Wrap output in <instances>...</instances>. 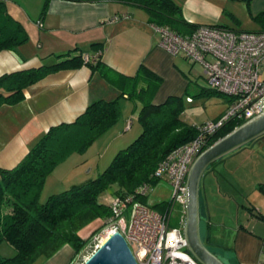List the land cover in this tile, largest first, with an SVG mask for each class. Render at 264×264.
<instances>
[{
	"label": "crops",
	"instance_id": "0c3cea01",
	"mask_svg": "<svg viewBox=\"0 0 264 264\" xmlns=\"http://www.w3.org/2000/svg\"><path fill=\"white\" fill-rule=\"evenodd\" d=\"M175 1L191 22L264 30L253 18L264 11V0ZM0 2V16H11L28 34V40L15 50L0 51V76L53 64L73 49H77L73 54L81 51L92 58L99 54L111 68L107 74L110 80L100 69L84 63L60 69L27 88L22 101L0 107V167L16 166L53 126L73 122L91 103L118 98L123 91L120 74L133 76L141 64L163 79L156 104L181 97L191 87L188 76L176 68V56L160 47L159 34L141 7L117 0H49L42 17L46 0ZM116 17L118 20H112ZM188 99L186 103L192 104ZM128 102L127 96L120 99L121 119L109 130L114 131L117 148L141 132V125L134 132L133 125L128 128ZM226 104L228 107V100ZM92 172L91 167L88 174H79L80 179ZM201 236L206 247L225 264H264V137L224 158L205 174ZM78 259L79 254L65 245L42 264H78Z\"/></svg>",
	"mask_w": 264,
	"mask_h": 264
},
{
	"label": "trees",
	"instance_id": "16d2710c",
	"mask_svg": "<svg viewBox=\"0 0 264 264\" xmlns=\"http://www.w3.org/2000/svg\"><path fill=\"white\" fill-rule=\"evenodd\" d=\"M117 1L145 9L154 27L168 28L179 34H189L205 25L188 21L181 5L175 0ZM48 3L49 0H46L42 17L47 12ZM0 6L3 3L0 2ZM253 18L264 26V11ZM209 26L238 30L219 24ZM27 40L28 34L20 22L9 15L0 16V51L15 50ZM76 51L73 49L59 56L61 60L53 64L43 63L2 74L0 107L22 101L27 88L60 69L84 63L92 69H100L108 77L111 68L99 59V54L96 58L89 56L91 60L85 62L83 52L73 54ZM120 75L123 91L118 98L91 103L73 122L53 126L16 166L0 167V243L6 242L14 252L10 257L0 255V264H35L40 259H50L65 245H71L78 255L89 241L81 236V230L99 222V227L92 233L95 234L116 220L110 202L101 201L102 194L117 186L116 196L126 198L134 196L145 184L156 187L162 182L156 176L160 163L172 151L198 136L196 125L183 120L184 99L191 98L190 88L181 97L173 96L162 104H156L155 97L163 83L157 73L141 64L133 76ZM113 82L118 84L119 80ZM214 95L223 94L213 88H203L198 94L207 98ZM124 96L140 105L138 121L141 132L138 137L119 151L103 172L95 177L80 179V182L53 193L41 202L46 179L56 167L73 153H85L100 136L118 123L121 117L120 99ZM244 123L226 124L208 148ZM148 196H136L135 200L145 203ZM155 207L167 210L169 202Z\"/></svg>",
	"mask_w": 264,
	"mask_h": 264
},
{
	"label": "built area",
	"instance_id": "2783aa9c",
	"mask_svg": "<svg viewBox=\"0 0 264 264\" xmlns=\"http://www.w3.org/2000/svg\"><path fill=\"white\" fill-rule=\"evenodd\" d=\"M154 29L161 48L203 66L208 85L228 97V107L217 121L196 126L198 136L160 163L156 176L169 184L172 193L166 212L159 213L135 200L136 196L146 197L152 192L153 187L145 184L134 196L112 200L116 220L103 229L101 238L105 243L111 234L120 232L138 264H199L184 235L188 176L195 160L226 124L247 122L264 114V30L201 25L189 34H179L168 28ZM84 60L91 58L86 54ZM131 124L130 121L128 128ZM177 205L181 208L179 226L171 227L173 208ZM129 209L132 212L127 224L124 214Z\"/></svg>",
	"mask_w": 264,
	"mask_h": 264
},
{
	"label": "rangeland",
	"instance_id": "374dc122",
	"mask_svg": "<svg viewBox=\"0 0 264 264\" xmlns=\"http://www.w3.org/2000/svg\"><path fill=\"white\" fill-rule=\"evenodd\" d=\"M249 26V24H248ZM176 68L182 73V75H186L191 81V87L189 90V96L193 99L192 104L186 103L185 101V110L183 113V120L186 121L190 125L201 126L210 122L215 121L220 115H222L227 109V98L223 95H214L210 98L205 96H198L200 91L203 88L209 89L210 86L204 76L203 66L199 63H192L189 59L185 58L183 55L176 56ZM262 78H264V72L262 74ZM129 105V114L128 118H131L133 125V131H135V127L140 125L138 121V112L139 105L134 104L133 102H128ZM137 106V107H136ZM121 119V118H120ZM119 119V121H120ZM129 120V119H128ZM134 123V124H133ZM114 131H108L100 136L93 144L89 147V149L83 153H73L71 154L65 161L59 164L56 169L50 174L45 182L41 202H45L47 198L55 192H61L67 189L69 185L73 183L80 182V177L82 172L88 174L90 168L92 167L93 172L89 174L91 177H95L96 171L103 172L106 169L115 155L126 148L129 144H131L133 140H131L128 144H124L123 146H115L114 142ZM131 133H127L129 135ZM139 135V134H138ZM138 135L136 137H138ZM249 146V145H248ZM246 148V147H245ZM114 151V152H113ZM238 152V151H237ZM112 153V155H111ZM236 153V152H235ZM234 154V153H233ZM82 175V176H83ZM72 181V182H71ZM168 183L162 181L159 185L153 188L150 195L145 198L146 205L150 206L157 212L164 213L166 210H163L158 206L160 204H165L169 202L171 199V190ZM117 186L111 187L107 192L101 195V201L112 202L113 199L119 197L116 196ZM181 208L176 206L174 212L172 213V221L171 227L179 226V215ZM132 209H129L124 217L127 221V224L130 223ZM99 227V222H94L83 230H81L80 234L83 238H87L88 244L82 249L79 253L78 264H84V262L94 254L98 248L102 245V232L103 230L92 234L96 228ZM105 239V237H104ZM69 248L73 249L71 245H68ZM13 252L12 248L6 242L0 243V255H8ZM9 257V256H4ZM53 257V256H52ZM49 259H40L38 264H42Z\"/></svg>",
	"mask_w": 264,
	"mask_h": 264
},
{
	"label": "water",
	"instance_id": "95a60500",
	"mask_svg": "<svg viewBox=\"0 0 264 264\" xmlns=\"http://www.w3.org/2000/svg\"><path fill=\"white\" fill-rule=\"evenodd\" d=\"M264 137V114L257 116L206 149L194 162L187 180L184 235L199 264H225L205 245L201 236V184L215 163ZM84 264H138L127 241L115 232Z\"/></svg>",
	"mask_w": 264,
	"mask_h": 264
},
{
	"label": "clouds",
	"instance_id": "9594fccd",
	"mask_svg": "<svg viewBox=\"0 0 264 264\" xmlns=\"http://www.w3.org/2000/svg\"><path fill=\"white\" fill-rule=\"evenodd\" d=\"M103 230V229H102Z\"/></svg>",
	"mask_w": 264,
	"mask_h": 264
}]
</instances>
